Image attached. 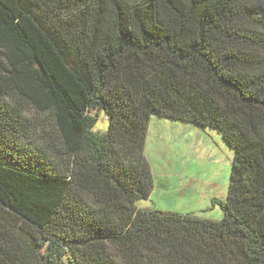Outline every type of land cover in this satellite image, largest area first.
I'll return each mask as SVG.
<instances>
[{
    "label": "trees",
    "instance_id": "trees-1",
    "mask_svg": "<svg viewBox=\"0 0 264 264\" xmlns=\"http://www.w3.org/2000/svg\"><path fill=\"white\" fill-rule=\"evenodd\" d=\"M153 116L234 149L222 219L140 206ZM68 262L264 264V0H0V264Z\"/></svg>",
    "mask_w": 264,
    "mask_h": 264
},
{
    "label": "rangeland",
    "instance_id": "rangeland-1",
    "mask_svg": "<svg viewBox=\"0 0 264 264\" xmlns=\"http://www.w3.org/2000/svg\"><path fill=\"white\" fill-rule=\"evenodd\" d=\"M108 128L109 120L102 111L94 130L106 132ZM145 154L154 176V187L150 197L139 203L141 207L195 213L214 220L223 218V209L214 199L227 198L234 149L221 132L153 116Z\"/></svg>",
    "mask_w": 264,
    "mask_h": 264
}]
</instances>
